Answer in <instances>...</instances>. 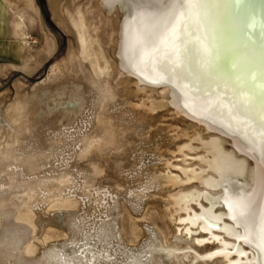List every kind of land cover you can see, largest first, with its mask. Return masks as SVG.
I'll list each match as a JSON object with an SVG mask.
<instances>
[{
  "label": "rangeland",
  "instance_id": "rangeland-1",
  "mask_svg": "<svg viewBox=\"0 0 264 264\" xmlns=\"http://www.w3.org/2000/svg\"><path fill=\"white\" fill-rule=\"evenodd\" d=\"M121 16L99 0H0L14 49L0 52V264H226L205 257L218 241L191 239L208 232L178 230L172 196L200 185L163 174L185 178L203 149L189 118L141 105L120 73Z\"/></svg>",
  "mask_w": 264,
  "mask_h": 264
},
{
  "label": "bare ground",
  "instance_id": "bare-ground-1",
  "mask_svg": "<svg viewBox=\"0 0 264 264\" xmlns=\"http://www.w3.org/2000/svg\"><path fill=\"white\" fill-rule=\"evenodd\" d=\"M99 3L109 14L115 10L122 14L115 57L120 73L132 78L138 91L147 93L141 105L145 106L149 101L151 111L171 106L176 114L189 118L194 139L203 149V154L197 155L203 163L199 168L180 167L185 178L169 170L163 174L168 184L197 180L200 185L192 190H180L172 196L173 207L176 205L179 211L186 212L178 218L183 224L178 230L185 231L188 236L194 231L208 232V236H192L197 244L206 240L218 241L216 249L205 253V257L220 255L226 264H264V139L257 142L252 136L255 133L260 137L264 129L250 117L235 112L216 82V76L235 71L237 65L233 63L229 69L222 63L212 77L193 81L185 73L168 72L162 64V61L182 62L181 51L186 45L179 42L180 29L187 20V44L202 43L211 52L207 39L210 33L214 41L235 50L251 68L250 78L255 82V96L258 97L259 90L264 88V82L259 79L264 61V0H225L214 10H209L208 23L200 19V12L195 13V19L191 18V3L175 0H99ZM205 8L209 6L205 5ZM18 15L21 26L26 22L25 15ZM85 35L81 32L82 43L86 42ZM161 43L166 47L157 56ZM191 55L204 63L196 52ZM236 79L245 83L243 74H237ZM159 87L167 92L156 99L152 93ZM241 95L252 98L254 94L245 90ZM217 103L228 109L235 126L224 115L212 111ZM188 132L186 129L185 133ZM184 147L192 149L188 143ZM192 202L198 203L200 208L196 210ZM174 214L170 211L168 219L177 220Z\"/></svg>",
  "mask_w": 264,
  "mask_h": 264
},
{
  "label": "snow or ice",
  "instance_id": "snow-or-ice-1",
  "mask_svg": "<svg viewBox=\"0 0 264 264\" xmlns=\"http://www.w3.org/2000/svg\"><path fill=\"white\" fill-rule=\"evenodd\" d=\"M175 2L191 3L193 6V15L191 18L195 19V13L200 12V19L208 23L209 10H214L220 4L224 3L225 0H175ZM205 5H208L209 8L206 9ZM187 23L188 21L185 20L180 29L181 36L179 42L181 45H186L181 51L182 62L171 64L169 61H162L165 70L170 73H185L187 76L191 77L193 81H197L205 80L215 75L222 63L229 69H231L232 64L235 63L237 65L235 71L216 76L219 90L225 92L224 98L228 99L229 102L233 104L235 112L243 113L250 117L264 129V88L259 90V96L256 97L255 82L251 81L250 78L251 68L236 54L235 50L230 49L228 45L220 41H214L210 33L207 35V39L211 52L205 49L202 43L187 44L188 36L185 31ZM169 35L171 36V33H169ZM165 47L166 45L161 43L160 49L156 55L159 56L160 53L164 51ZM193 52H196L199 57H202L204 63L198 62L197 58L191 55ZM237 74H243L244 84H241L240 81L236 79ZM171 79L172 76L170 75L169 82H171ZM259 79L261 82H264V61L261 62V74ZM225 85H227V87H225ZM245 90L253 92V97H243L241 92ZM213 94H215V88H213ZM257 99L259 100L258 108ZM212 111L224 115L233 126H235L236 122L232 115L229 114L228 109L222 108L220 103H217ZM242 130L243 127H241V131ZM252 136L253 139L258 142L259 139H264V132L261 133L260 137H257L255 133H252Z\"/></svg>",
  "mask_w": 264,
  "mask_h": 264
},
{
  "label": "crops",
  "instance_id": "crops-1",
  "mask_svg": "<svg viewBox=\"0 0 264 264\" xmlns=\"http://www.w3.org/2000/svg\"><path fill=\"white\" fill-rule=\"evenodd\" d=\"M13 40L11 41V44H7L3 41L0 40V52H3L6 54L7 57H9L10 59H12L13 56Z\"/></svg>",
  "mask_w": 264,
  "mask_h": 264
}]
</instances>
